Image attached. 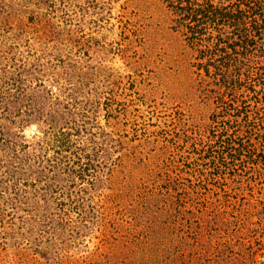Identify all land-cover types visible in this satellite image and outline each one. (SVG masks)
<instances>
[{
    "label": "rangeland",
    "instance_id": "1",
    "mask_svg": "<svg viewBox=\"0 0 264 264\" xmlns=\"http://www.w3.org/2000/svg\"><path fill=\"white\" fill-rule=\"evenodd\" d=\"M0 264H264V0H0Z\"/></svg>",
    "mask_w": 264,
    "mask_h": 264
}]
</instances>
